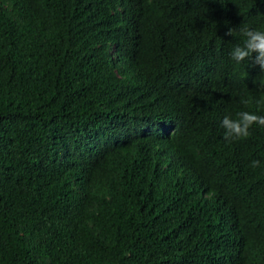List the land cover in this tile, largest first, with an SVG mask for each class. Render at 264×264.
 I'll use <instances>...</instances> for the list:
<instances>
[{
    "label": "trees",
    "instance_id": "16d2710c",
    "mask_svg": "<svg viewBox=\"0 0 264 264\" xmlns=\"http://www.w3.org/2000/svg\"><path fill=\"white\" fill-rule=\"evenodd\" d=\"M244 27L264 0H0V264H264Z\"/></svg>",
    "mask_w": 264,
    "mask_h": 264
},
{
    "label": "clouds",
    "instance_id": "9594fccd",
    "mask_svg": "<svg viewBox=\"0 0 264 264\" xmlns=\"http://www.w3.org/2000/svg\"><path fill=\"white\" fill-rule=\"evenodd\" d=\"M239 34L243 37L242 44H237L229 53L230 59L237 64L242 61H251L253 65H258L261 72H264V31L244 27L240 29ZM225 35L235 36L233 28H228ZM255 54V55H253ZM245 104L247 101H243ZM264 102L258 100L257 104ZM264 127V115H257L250 111H240L236 113L233 119L226 115L221 121V127L225 129L224 139L227 141L247 138L250 135L249 129L252 125ZM259 160L250 162V166L257 168L260 166Z\"/></svg>",
    "mask_w": 264,
    "mask_h": 264
}]
</instances>
